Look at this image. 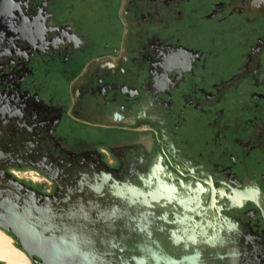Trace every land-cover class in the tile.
Instances as JSON below:
<instances>
[{"label":"flooded vegetation","instance_id":"af4514ba","mask_svg":"<svg viewBox=\"0 0 264 264\" xmlns=\"http://www.w3.org/2000/svg\"><path fill=\"white\" fill-rule=\"evenodd\" d=\"M1 111L15 178L200 192L240 264H263L264 220L239 193L264 192V0H0Z\"/></svg>","mask_w":264,"mask_h":264},{"label":"water","instance_id":"95a60500","mask_svg":"<svg viewBox=\"0 0 264 264\" xmlns=\"http://www.w3.org/2000/svg\"><path fill=\"white\" fill-rule=\"evenodd\" d=\"M2 125L0 120V141ZM6 168L0 163V229L12 233L35 264H240L241 248L229 246L223 234L234 227L206 216L200 192L183 194L160 180H143L140 187L99 177L72 179L64 196L44 194ZM239 196L240 207L251 203L264 220L261 189H244Z\"/></svg>","mask_w":264,"mask_h":264},{"label":"rangeland","instance_id":"374dc122","mask_svg":"<svg viewBox=\"0 0 264 264\" xmlns=\"http://www.w3.org/2000/svg\"><path fill=\"white\" fill-rule=\"evenodd\" d=\"M13 174L20 180H23L33 186H42L43 184H50L49 180L40 176L35 170L26 168V169H12ZM6 234V235H5ZM16 244L15 239L8 234L6 231L0 229V259L7 264H33L32 260L27 256ZM8 255L12 257L16 256V259L19 260L18 263H13L8 259ZM14 255V256H13Z\"/></svg>","mask_w":264,"mask_h":264},{"label":"bare ground","instance_id":"6f19581e","mask_svg":"<svg viewBox=\"0 0 264 264\" xmlns=\"http://www.w3.org/2000/svg\"><path fill=\"white\" fill-rule=\"evenodd\" d=\"M5 235H6V234H5ZM20 252L23 254L22 251H20ZM13 256H14V255H13ZM7 257H8V259H9L10 261H12L13 263H18V262H19V260L16 259V256L12 257V255H8Z\"/></svg>","mask_w":264,"mask_h":264}]
</instances>
